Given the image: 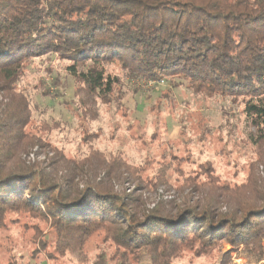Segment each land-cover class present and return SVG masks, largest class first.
<instances>
[{
	"label": "trees",
	"instance_id": "obj_1",
	"mask_svg": "<svg viewBox=\"0 0 264 264\" xmlns=\"http://www.w3.org/2000/svg\"><path fill=\"white\" fill-rule=\"evenodd\" d=\"M52 56L95 104L116 100L118 70L232 97L259 143L264 0H0V264H55L57 253L75 264H235L234 252L250 263L264 258V176L253 168L241 185L209 166L204 179L176 169L182 176L172 183L170 163L150 174L148 163L95 148L69 157L38 133L45 121L32 131L33 96L20 85L30 64ZM22 219L34 221L36 239L30 260L22 254L17 263L7 241L24 243L27 233H4Z\"/></svg>",
	"mask_w": 264,
	"mask_h": 264
},
{
	"label": "rangeland",
	"instance_id": "obj_2",
	"mask_svg": "<svg viewBox=\"0 0 264 264\" xmlns=\"http://www.w3.org/2000/svg\"><path fill=\"white\" fill-rule=\"evenodd\" d=\"M118 74L122 81L113 92L116 100L106 104L98 100L95 104L92 95L80 90V83L53 56L51 60H36L28 66L20 85L33 96L30 129L39 131L34 126L45 121L46 129L38 133L69 157L85 156L95 148L107 155L121 154L132 164L148 163L150 174L156 172L159 163H170L172 183L182 176L176 169L184 175L200 174L204 179L207 166L220 180L231 184L245 183L251 168L255 175L264 176V141L254 142L255 133L246 123L242 103L221 94L196 92L187 85L175 87L168 80L146 83L144 79H128L119 70ZM76 104L81 106L79 112ZM81 114L89 120H83ZM189 195L196 199L199 192ZM25 222L22 219L4 233L8 236L19 228L27 233L24 243L12 237L7 241L16 247L11 249L10 259L17 263L23 260L22 254L28 255L25 263L30 260L31 243L36 239L32 238L34 221ZM22 225L30 229L26 231ZM224 249L231 246L224 244ZM56 256L55 264L76 263L69 253ZM233 259L235 264H264V258L250 263L245 256L237 258L235 252ZM208 261L210 264L212 258Z\"/></svg>",
	"mask_w": 264,
	"mask_h": 264
}]
</instances>
